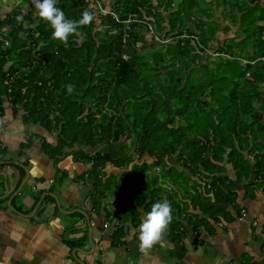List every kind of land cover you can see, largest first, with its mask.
<instances>
[{
	"label": "trees",
	"instance_id": "16d2710c",
	"mask_svg": "<svg viewBox=\"0 0 264 264\" xmlns=\"http://www.w3.org/2000/svg\"><path fill=\"white\" fill-rule=\"evenodd\" d=\"M57 7L70 20L94 14L82 42L54 40L32 0L0 14L9 41L0 82L8 66L10 102L58 133L56 150L92 164L87 176L98 188L107 164L124 171L113 188L123 212L147 213L167 200L173 216L186 199L199 202L192 177L202 168L215 177L225 161L245 179L255 164L264 174V0H57ZM119 143L121 157L98 151Z\"/></svg>",
	"mask_w": 264,
	"mask_h": 264
},
{
	"label": "crops",
	"instance_id": "0c3cea01",
	"mask_svg": "<svg viewBox=\"0 0 264 264\" xmlns=\"http://www.w3.org/2000/svg\"><path fill=\"white\" fill-rule=\"evenodd\" d=\"M7 71L8 66L1 82ZM5 92L2 86L1 262L264 264V174H255L256 164L249 179L237 175L227 161L220 164L222 173L215 177L202 168L191 181L197 184L199 202L186 199L173 215L172 230L168 228L163 241L143 253L139 225L146 213L144 209L136 214L123 212V197L114 195L115 186L109 183L114 177L116 182L122 180L124 171L107 164L98 188L87 176L93 165L76 161L69 148L61 153L56 150L58 133L28 120L25 110L14 106ZM98 151L114 158L123 155L120 143ZM254 157L248 155L250 160ZM150 169L161 172L155 166ZM214 178L219 179L215 182L218 192L212 188ZM105 187L112 188L111 192H103Z\"/></svg>",
	"mask_w": 264,
	"mask_h": 264
},
{
	"label": "clouds",
	"instance_id": "9594fccd",
	"mask_svg": "<svg viewBox=\"0 0 264 264\" xmlns=\"http://www.w3.org/2000/svg\"><path fill=\"white\" fill-rule=\"evenodd\" d=\"M37 10L38 17L50 25L52 38L64 46H68L69 37L75 36L78 42H82L84 33L80 31L94 22L95 16L90 10H85L79 20L66 18L63 10L57 7V0H32ZM18 23L23 21L22 16H17ZM67 92L71 95L75 91L74 85H67ZM173 219L170 203L165 200L156 202L151 210L146 213L139 225V248L143 253L151 251L157 244L161 243L168 231Z\"/></svg>",
	"mask_w": 264,
	"mask_h": 264
},
{
	"label": "rangeland",
	"instance_id": "374dc122",
	"mask_svg": "<svg viewBox=\"0 0 264 264\" xmlns=\"http://www.w3.org/2000/svg\"><path fill=\"white\" fill-rule=\"evenodd\" d=\"M22 0H0V14H1V17H4L6 15V13H9L14 7H16V5H18ZM96 9H100L103 13L104 11L102 10V7H100V2L97 3V6L95 7ZM111 13V12H110ZM109 13V14H110ZM116 18V16H115ZM235 20V19H234ZM219 37L222 39L223 38V35L220 34ZM146 39L148 41H151L152 40V35L151 34H148L146 35ZM147 158V157H146ZM148 159V158H147ZM148 161H151L150 159H148ZM151 166L154 167V165L152 164ZM151 171V169H150ZM152 172V171H151ZM117 184H119L118 182H115V181H112L111 182V185L112 186H116ZM107 189V192L110 193L112 188H103V192H105ZM110 189V190H109ZM117 205H122V202H117Z\"/></svg>",
	"mask_w": 264,
	"mask_h": 264
},
{
	"label": "built area",
	"instance_id": "2783aa9c",
	"mask_svg": "<svg viewBox=\"0 0 264 264\" xmlns=\"http://www.w3.org/2000/svg\"><path fill=\"white\" fill-rule=\"evenodd\" d=\"M101 7V6H100ZM103 10V9H102ZM105 12V11H104ZM151 29V27H150ZM9 45V41L6 40V39H3L1 36H0V53L2 50L6 49L7 46ZM249 77V75H248ZM3 86L5 88V91L7 90L8 93H11L12 92V87H11V83L13 82V78L12 77H9L8 75L6 77H4L3 79ZM263 231H264V226H263ZM0 264H6V263H3L0 261Z\"/></svg>",
	"mask_w": 264,
	"mask_h": 264
},
{
	"label": "water",
	"instance_id": "95a60500",
	"mask_svg": "<svg viewBox=\"0 0 264 264\" xmlns=\"http://www.w3.org/2000/svg\"><path fill=\"white\" fill-rule=\"evenodd\" d=\"M110 12H111V9H110L109 4L107 2V9L105 10L104 14H108Z\"/></svg>",
	"mask_w": 264,
	"mask_h": 264
}]
</instances>
